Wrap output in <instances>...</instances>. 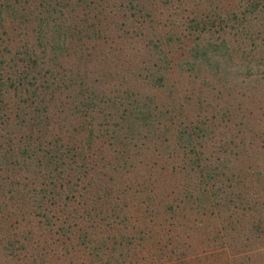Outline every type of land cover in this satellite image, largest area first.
Listing matches in <instances>:
<instances>
[{
    "label": "trees",
    "instance_id": "obj_1",
    "mask_svg": "<svg viewBox=\"0 0 264 264\" xmlns=\"http://www.w3.org/2000/svg\"><path fill=\"white\" fill-rule=\"evenodd\" d=\"M192 2L0 0V264H264V0Z\"/></svg>",
    "mask_w": 264,
    "mask_h": 264
},
{
    "label": "rangeland",
    "instance_id": "obj_2",
    "mask_svg": "<svg viewBox=\"0 0 264 264\" xmlns=\"http://www.w3.org/2000/svg\"><path fill=\"white\" fill-rule=\"evenodd\" d=\"M209 1H212V0H198V2H196V3L199 4V2H200V4L203 5ZM213 2H216L218 5L228 6V8H230V7L235 6L236 4L241 5L243 3V0H213ZM190 3H193L192 0H183V3L180 4L178 10L175 9L173 11H167V12H170V13H168V16L171 17L172 19H175V20H178V18L180 19V17L183 18V16L185 14H187L188 10L191 8ZM165 13L166 12H164L163 14H165ZM126 34L129 35L128 33H126ZM127 39H129V40L127 41ZM123 49H124V52L127 54V56H130L131 59H133V58L137 59L141 55L142 44L138 40L126 38V41L124 40ZM204 74L205 75H203L204 76L203 80L207 81L210 77L207 75L206 71ZM196 81L199 83V81H201V80L199 78H197ZM208 85H209V89H207L206 92H210V90H211L212 92L215 93V88L217 86H219V83L217 80L215 81L214 79H212V80H208ZM211 87H213V89H210ZM259 142L260 141H256L255 144L258 145ZM260 244L264 245V242L263 241H262V243L256 242V244L253 247L254 248L255 247L260 248ZM199 248H200V250H206L208 247L199 245ZM262 248H264V246ZM236 250L237 251L239 250V252H238L239 254H241V255L243 254L242 248L238 247L235 250H232L233 253H236L235 252Z\"/></svg>",
    "mask_w": 264,
    "mask_h": 264
}]
</instances>
